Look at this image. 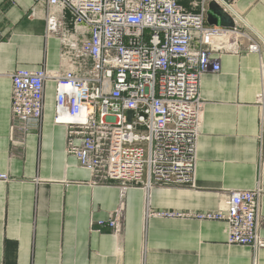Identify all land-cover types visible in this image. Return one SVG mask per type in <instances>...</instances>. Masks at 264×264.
Returning <instances> with one entry per match:
<instances>
[{"label": "crops", "instance_id": "0c3cea01", "mask_svg": "<svg viewBox=\"0 0 264 264\" xmlns=\"http://www.w3.org/2000/svg\"><path fill=\"white\" fill-rule=\"evenodd\" d=\"M194 0H179L195 11ZM0 0V264H264V248L227 243V224L192 218H146L148 195L139 187L124 197L119 237L107 226L121 204L119 183L102 186L66 153V129L55 125L54 84L46 89L42 125L23 139L11 113L10 74L61 67L57 38H46L44 5ZM210 6V5H209ZM238 8L264 38V0H239ZM210 14V8L208 17ZM264 52L225 54L219 73L202 78L203 114L192 186L154 187L150 209L180 214L214 212L229 191L263 190Z\"/></svg>", "mask_w": 264, "mask_h": 264}, {"label": "built area", "instance_id": "2783aa9c", "mask_svg": "<svg viewBox=\"0 0 264 264\" xmlns=\"http://www.w3.org/2000/svg\"><path fill=\"white\" fill-rule=\"evenodd\" d=\"M239 0H35L44 5L46 38L60 41L61 67L10 74L11 113L24 139L42 125L46 89L54 84V124L66 129V153L97 186L118 182L121 204L97 222L121 235L126 192L148 195L146 218H192L227 224L229 245L264 248L263 190L229 191L218 211L180 214L150 209L154 187L192 186L203 114L202 78L219 73L225 54H261L264 38L238 8ZM233 20L208 23L210 3ZM264 109V86L257 97ZM132 113V116L129 113ZM0 181L8 182L7 174Z\"/></svg>", "mask_w": 264, "mask_h": 264}, {"label": "water", "instance_id": "95a60500", "mask_svg": "<svg viewBox=\"0 0 264 264\" xmlns=\"http://www.w3.org/2000/svg\"><path fill=\"white\" fill-rule=\"evenodd\" d=\"M210 14L208 17V23L210 25H219L221 27H234L233 20L221 9L216 3H210ZM132 116V113H129Z\"/></svg>", "mask_w": 264, "mask_h": 264}, {"label": "bare ground", "instance_id": "6f19581e", "mask_svg": "<svg viewBox=\"0 0 264 264\" xmlns=\"http://www.w3.org/2000/svg\"><path fill=\"white\" fill-rule=\"evenodd\" d=\"M217 26H219V25H217ZM223 203H224V201H222ZM219 209H221L220 207L216 210V211H218Z\"/></svg>", "mask_w": 264, "mask_h": 264}, {"label": "rangeland", "instance_id": "374dc122", "mask_svg": "<svg viewBox=\"0 0 264 264\" xmlns=\"http://www.w3.org/2000/svg\"><path fill=\"white\" fill-rule=\"evenodd\" d=\"M124 211H125V207H124ZM124 213V212H123Z\"/></svg>", "mask_w": 264, "mask_h": 264}]
</instances>
